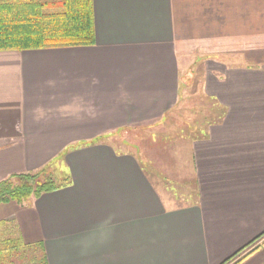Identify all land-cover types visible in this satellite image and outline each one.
Instances as JSON below:
<instances>
[{"label": "crops", "instance_id": "1", "mask_svg": "<svg viewBox=\"0 0 264 264\" xmlns=\"http://www.w3.org/2000/svg\"><path fill=\"white\" fill-rule=\"evenodd\" d=\"M93 8L94 46L0 51V182L48 167L71 178L0 204V224L46 264H264V0ZM187 57L213 66L209 116L157 160L118 150L120 132L178 109ZM188 178L195 199L175 206L169 185Z\"/></svg>", "mask_w": 264, "mask_h": 264}, {"label": "trees", "instance_id": "2", "mask_svg": "<svg viewBox=\"0 0 264 264\" xmlns=\"http://www.w3.org/2000/svg\"><path fill=\"white\" fill-rule=\"evenodd\" d=\"M53 8V9H52ZM96 44L93 0H0V51L91 47ZM71 186L63 168H43L0 182V204H23ZM13 227L0 224V264L24 250ZM42 252V245H39ZM41 264H46L42 253Z\"/></svg>", "mask_w": 264, "mask_h": 264}, {"label": "rangeland", "instance_id": "3", "mask_svg": "<svg viewBox=\"0 0 264 264\" xmlns=\"http://www.w3.org/2000/svg\"><path fill=\"white\" fill-rule=\"evenodd\" d=\"M219 62L228 65V63H232V60L230 57H221ZM180 64L182 97L178 109L168 114L163 126L120 132L117 143L118 150L126 154L135 152L145 163L148 160H153V158L157 160L156 158L162 153L166 145L176 146L178 137L183 135V131L189 129L187 124L191 125L194 121H202V117L209 116L206 108L211 102L204 96V86L208 72L213 66L209 62H202L195 57L184 58ZM191 131L190 129L189 132L191 133ZM164 158L167 159V156L165 155ZM169 188L170 191L173 188L176 192L174 194L171 191L172 198L176 194L178 195L179 200L174 204L175 206L187 205L195 199L196 184L192 179L188 178L184 182L182 180L173 182ZM21 243L23 242L20 241ZM19 255V257L16 255L15 258L11 259V264H41L43 256L37 243L24 244V250Z\"/></svg>", "mask_w": 264, "mask_h": 264}]
</instances>
